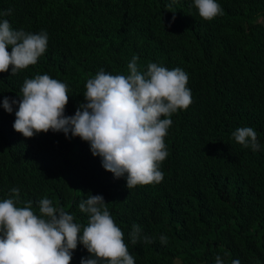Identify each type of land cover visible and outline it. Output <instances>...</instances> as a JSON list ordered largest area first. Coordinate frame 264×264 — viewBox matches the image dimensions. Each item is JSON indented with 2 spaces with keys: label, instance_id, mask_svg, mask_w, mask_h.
<instances>
[{
  "label": "trees",
  "instance_id": "1",
  "mask_svg": "<svg viewBox=\"0 0 264 264\" xmlns=\"http://www.w3.org/2000/svg\"><path fill=\"white\" fill-rule=\"evenodd\" d=\"M216 2L223 14L205 21L194 0H0V12L12 10L0 20L48 37L35 65L0 73V202H31L39 215L48 198L82 231L89 216L78 205L102 195L135 264H215L218 255L264 264V0ZM134 56L142 73L150 63L182 69L191 90V105L170 117L160 183L127 188L88 142L52 130L25 138L13 127L18 105L2 106L22 96L26 79L47 74L67 84L72 116L87 103L88 79L128 75ZM239 127L256 131L259 150L236 143ZM134 224L153 242L133 245ZM82 258L91 254L78 244L70 264Z\"/></svg>",
  "mask_w": 264,
  "mask_h": 264
},
{
  "label": "clouds",
  "instance_id": "2",
  "mask_svg": "<svg viewBox=\"0 0 264 264\" xmlns=\"http://www.w3.org/2000/svg\"><path fill=\"white\" fill-rule=\"evenodd\" d=\"M199 16L211 21L223 14L216 0H194ZM11 9L0 12L9 16ZM45 32L34 34L13 30L7 19L0 20V73L11 75L35 65L47 50ZM11 48V52L7 49ZM134 56L128 75H112L101 70L86 82L84 98L72 116L65 115L69 102L67 84L49 75L26 79L19 99L5 97L3 108L13 112L18 105L13 127L25 138L49 130L80 137L90 144L93 156H99L103 168L115 178L126 176L127 188L160 183L164 178L161 163L167 158L165 140L170 119L178 110L192 103L188 76L180 68L172 70L150 63L146 72L137 66ZM236 143L257 151V133L251 127H239L233 133ZM19 197V189L12 188ZM89 216L86 226L50 199L39 201V215L31 202L19 207L13 199L0 202V264H70L72 252L83 244L91 258L81 264H135L124 241V233L112 218L102 195H90L78 205ZM133 245L153 241L142 236L134 224L130 233ZM167 243V237H159ZM215 264H224L217 256ZM232 264H239L238 260Z\"/></svg>",
  "mask_w": 264,
  "mask_h": 264
}]
</instances>
